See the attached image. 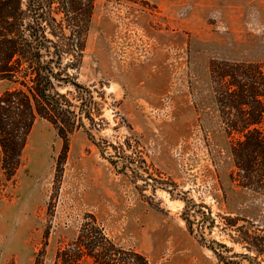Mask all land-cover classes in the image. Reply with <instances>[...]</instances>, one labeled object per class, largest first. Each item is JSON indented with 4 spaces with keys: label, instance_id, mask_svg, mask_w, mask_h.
<instances>
[{
    "label": "rangeland",
    "instance_id": "obj_1",
    "mask_svg": "<svg viewBox=\"0 0 264 264\" xmlns=\"http://www.w3.org/2000/svg\"><path fill=\"white\" fill-rule=\"evenodd\" d=\"M84 40L68 73L92 92L94 123L65 156L38 118L13 180L0 169V264H55L86 214L152 264H264V192L237 177L239 136L210 75L222 61L264 65V0H95ZM193 204L207 219L189 226Z\"/></svg>",
    "mask_w": 264,
    "mask_h": 264
},
{
    "label": "trees",
    "instance_id": "obj_2",
    "mask_svg": "<svg viewBox=\"0 0 264 264\" xmlns=\"http://www.w3.org/2000/svg\"><path fill=\"white\" fill-rule=\"evenodd\" d=\"M95 0H0V169L7 181L22 166L23 152L38 118L50 122L69 150L70 137L94 123L98 112L92 92L76 82L85 50ZM65 59L69 63L64 64ZM212 89L223 108L237 177L246 187L264 192V65L252 62L213 63ZM72 86L70 93L61 89ZM62 157V156H61ZM243 173V175H242ZM189 226L198 205L185 212ZM35 264H43L37 261ZM55 264H152L146 255L120 246L94 214H86L76 238L61 249Z\"/></svg>",
    "mask_w": 264,
    "mask_h": 264
}]
</instances>
